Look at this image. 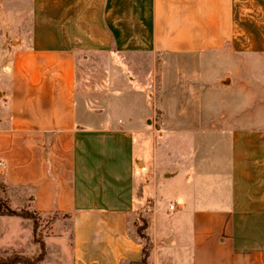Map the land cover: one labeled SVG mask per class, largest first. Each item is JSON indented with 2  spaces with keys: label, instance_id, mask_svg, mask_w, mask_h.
Listing matches in <instances>:
<instances>
[{
  "label": "crops",
  "instance_id": "crops-1",
  "mask_svg": "<svg viewBox=\"0 0 264 264\" xmlns=\"http://www.w3.org/2000/svg\"><path fill=\"white\" fill-rule=\"evenodd\" d=\"M0 191L39 264H264V0H0Z\"/></svg>",
  "mask_w": 264,
  "mask_h": 264
},
{
  "label": "rangeland",
  "instance_id": "rangeland-1",
  "mask_svg": "<svg viewBox=\"0 0 264 264\" xmlns=\"http://www.w3.org/2000/svg\"><path fill=\"white\" fill-rule=\"evenodd\" d=\"M6 58H2L1 62L3 63V61H5ZM100 64L102 65L100 68V70L96 69L95 65L93 64L92 66H90L89 68H86V73L87 74H91L94 77V74L96 75H103V68L105 66V59L104 58H100ZM101 81V80H100ZM124 90L123 92H119L123 98L124 97H129V94L126 93V89L124 88V86L122 87ZM120 88V89H122ZM116 92L112 93L115 94ZM113 100L116 102V98L114 95ZM15 191V190H14ZM12 191H10L9 195L10 197H14L15 196H20L22 195L20 193V191H15L16 193L15 196L14 194H11ZM7 194H4L3 192L1 193L0 191V197H5ZM17 198V197H16ZM15 198V199H16ZM2 201V200H1ZM17 201V200H16ZM19 201V200H18ZM148 201V200H147ZM16 204V206H15ZM175 204V203H174ZM15 208H19L20 207V202H15L14 204H10ZM145 209H142V211H140L134 218V220H136V226L133 228V233L140 237L142 239V237H145L146 235V228L148 226V221H149V217H148V208H149V201L146 203ZM167 203H166V207H167ZM12 221H14L13 219H10ZM38 222V230L40 232V234L44 237L47 235H50L52 237H58V236H62L63 233H65V235L69 233L70 230V218L63 216L61 214H48V215H44V216H40ZM143 242H145V244L147 243V241L145 239H143ZM9 254H13V253H4L2 254L3 256H7Z\"/></svg>",
  "mask_w": 264,
  "mask_h": 264
},
{
  "label": "trees",
  "instance_id": "trees-1",
  "mask_svg": "<svg viewBox=\"0 0 264 264\" xmlns=\"http://www.w3.org/2000/svg\"><path fill=\"white\" fill-rule=\"evenodd\" d=\"M2 200V201H1ZM0 215H14L20 216L22 218H27L32 221L33 226V237L32 242L38 245L39 251L33 256H27L22 254H9L7 256L0 255V264H39L46 255L45 243L43 236L38 230V220L41 214L37 212L30 211L28 209L15 210L12 209L6 199L0 198ZM66 217H69V214H63ZM144 238V237H142ZM147 245L143 248V257L138 262H129L128 264H148L147 263Z\"/></svg>",
  "mask_w": 264,
  "mask_h": 264
},
{
  "label": "built area",
  "instance_id": "built-area-1",
  "mask_svg": "<svg viewBox=\"0 0 264 264\" xmlns=\"http://www.w3.org/2000/svg\"><path fill=\"white\" fill-rule=\"evenodd\" d=\"M173 206H170V208H172Z\"/></svg>",
  "mask_w": 264,
  "mask_h": 264
}]
</instances>
